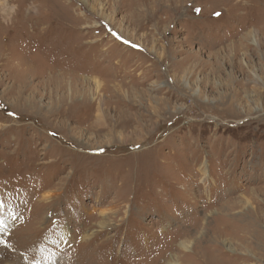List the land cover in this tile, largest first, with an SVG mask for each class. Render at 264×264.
<instances>
[{
    "label": "rangeland",
    "instance_id": "1",
    "mask_svg": "<svg viewBox=\"0 0 264 264\" xmlns=\"http://www.w3.org/2000/svg\"><path fill=\"white\" fill-rule=\"evenodd\" d=\"M15 5L0 264H264V0Z\"/></svg>",
    "mask_w": 264,
    "mask_h": 264
},
{
    "label": "bare ground",
    "instance_id": "2",
    "mask_svg": "<svg viewBox=\"0 0 264 264\" xmlns=\"http://www.w3.org/2000/svg\"><path fill=\"white\" fill-rule=\"evenodd\" d=\"M17 0H0V16H3L5 19H9L10 21H12V19L14 18V16L16 17L18 14V6L15 5V2ZM21 5V4H20ZM33 11L36 12L35 9H33ZM24 21V20H23ZM34 25V24H33ZM9 26L12 27L13 24L12 22L9 23ZM16 27V26H15ZM15 32V31H14ZM250 38H251V44L254 45H258L259 40L258 37H256L254 34H250ZM14 56V55H13ZM7 58V57H6ZM10 58V57H9ZM7 60V59H6ZM9 60V59H8ZM8 62V61H7ZM34 65V64H33ZM34 69V68H33ZM179 77V76H178ZM177 77V78H178ZM174 80V79H173ZM181 80V78H180ZM176 83V82H175ZM180 87V86H179ZM186 88V87H185ZM247 203V202H246ZM207 236V235H206ZM188 240H186L184 243L182 242V244L180 245V247H182L181 249H185L186 251L189 250V246L187 245ZM179 247V246H178ZM234 249V248H233ZM242 249V248H241ZM251 250V249H250ZM229 251V250H228ZM258 251V250H255ZM230 252V251H229ZM248 253V251H247ZM252 253V252H251ZM233 254V253H232ZM237 254V253H236ZM252 255V254H251ZM254 256V255H253ZM248 257V255L246 256ZM244 259V258H243ZM171 260V259H170ZM175 258L171 260V264H180L179 262L175 261ZM170 263V262H169Z\"/></svg>",
    "mask_w": 264,
    "mask_h": 264
},
{
    "label": "snow or ice",
    "instance_id": "3",
    "mask_svg": "<svg viewBox=\"0 0 264 264\" xmlns=\"http://www.w3.org/2000/svg\"><path fill=\"white\" fill-rule=\"evenodd\" d=\"M218 15V14H217ZM3 201L2 200H0V210H2V207H3ZM3 223V221H0V224H2ZM0 232H2V228H0ZM0 243H2V241H0Z\"/></svg>",
    "mask_w": 264,
    "mask_h": 264
},
{
    "label": "built area",
    "instance_id": "4",
    "mask_svg": "<svg viewBox=\"0 0 264 264\" xmlns=\"http://www.w3.org/2000/svg\"><path fill=\"white\" fill-rule=\"evenodd\" d=\"M157 229H160V227L156 228V230H157ZM145 239H148V237H145Z\"/></svg>",
    "mask_w": 264,
    "mask_h": 264
}]
</instances>
